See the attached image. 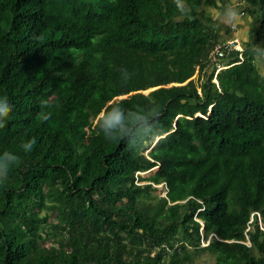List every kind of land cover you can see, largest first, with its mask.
Segmentation results:
<instances>
[{
  "label": "trees",
  "instance_id": "1",
  "mask_svg": "<svg viewBox=\"0 0 264 264\" xmlns=\"http://www.w3.org/2000/svg\"><path fill=\"white\" fill-rule=\"evenodd\" d=\"M243 1L241 59L213 56L232 0H0V264H264Z\"/></svg>",
  "mask_w": 264,
  "mask_h": 264
},
{
  "label": "crops",
  "instance_id": "2",
  "mask_svg": "<svg viewBox=\"0 0 264 264\" xmlns=\"http://www.w3.org/2000/svg\"><path fill=\"white\" fill-rule=\"evenodd\" d=\"M233 8L224 15H215L217 19L216 31L221 39L238 38L243 43L250 45L251 36L259 28L258 15L256 9L243 0H232ZM250 10V11H249ZM264 44V39L254 46L259 47Z\"/></svg>",
  "mask_w": 264,
  "mask_h": 264
},
{
  "label": "built area",
  "instance_id": "3",
  "mask_svg": "<svg viewBox=\"0 0 264 264\" xmlns=\"http://www.w3.org/2000/svg\"><path fill=\"white\" fill-rule=\"evenodd\" d=\"M233 50L238 51L239 57L241 59L243 58L244 46L242 45L240 39L231 38V39L226 40L223 44L222 43L218 44L213 50V56H215V57L218 56L219 58H224L228 54H230V52H232ZM223 68H224V66L219 65L218 71H220ZM255 215L259 217L258 213H256Z\"/></svg>",
  "mask_w": 264,
  "mask_h": 264
},
{
  "label": "rangeland",
  "instance_id": "4",
  "mask_svg": "<svg viewBox=\"0 0 264 264\" xmlns=\"http://www.w3.org/2000/svg\"><path fill=\"white\" fill-rule=\"evenodd\" d=\"M211 15H214V13L216 14L217 12L214 10V9H211V11L209 12ZM251 42H253L254 43V41H253V38H251ZM263 56V55H262ZM260 63V71L262 72V73H264V57H263V61L262 60H260L259 61ZM149 92V91H148ZM148 92H146V93H148ZM86 133H87V135L88 136H90V135H95V128L93 127V129L91 130V131H89V130H86ZM151 175V173L150 172H148V173H146V174H143L142 176L143 177H149ZM160 189H161V186L159 187ZM209 240H210V238H209ZM209 241L208 242H206V241H203V243H202V246L203 247H207L209 244ZM250 243V242H249ZM250 245V244H249ZM214 262H215V256H213V255H211V254H209L208 252H203V253H201V255L200 256H198L197 258H196V260H195V262L194 263H192V264H214Z\"/></svg>",
  "mask_w": 264,
  "mask_h": 264
}]
</instances>
